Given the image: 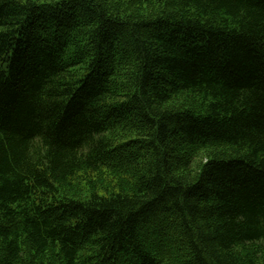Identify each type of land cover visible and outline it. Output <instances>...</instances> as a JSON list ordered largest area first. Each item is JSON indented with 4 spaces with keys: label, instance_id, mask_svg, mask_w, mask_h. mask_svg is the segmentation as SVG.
Returning <instances> with one entry per match:
<instances>
[{
    "label": "trees",
    "instance_id": "obj_1",
    "mask_svg": "<svg viewBox=\"0 0 264 264\" xmlns=\"http://www.w3.org/2000/svg\"><path fill=\"white\" fill-rule=\"evenodd\" d=\"M0 264H264V0H0Z\"/></svg>",
    "mask_w": 264,
    "mask_h": 264
}]
</instances>
